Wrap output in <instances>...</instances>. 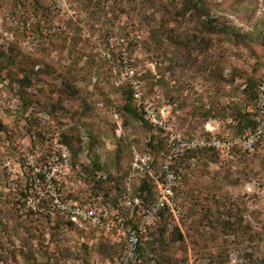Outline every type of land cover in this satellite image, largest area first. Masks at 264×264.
I'll list each match as a JSON object with an SVG mask.
<instances>
[{"label": "rangeland", "instance_id": "obj_1", "mask_svg": "<svg viewBox=\"0 0 264 264\" xmlns=\"http://www.w3.org/2000/svg\"><path fill=\"white\" fill-rule=\"evenodd\" d=\"M16 2L0 0V48L25 61L0 70V264H115L129 219L81 232L47 214L51 191L117 207L133 175L150 200L172 131L253 130L264 0H36L31 19ZM62 159L71 172L49 181ZM176 169L183 214L144 234L142 264H264V140Z\"/></svg>", "mask_w": 264, "mask_h": 264}, {"label": "built area", "instance_id": "obj_2", "mask_svg": "<svg viewBox=\"0 0 264 264\" xmlns=\"http://www.w3.org/2000/svg\"><path fill=\"white\" fill-rule=\"evenodd\" d=\"M256 95L253 116L256 126L247 134L229 138L220 135L211 126H207V130L210 132L208 136L187 137L183 133L172 131L169 134L168 151L161 161L159 176L155 177L150 172L157 184L154 187L152 199L146 200L141 191L133 193L134 191L131 189L133 175H129L126 178L127 192L123 199L119 200L117 207H114L111 201L104 204L92 201L83 204L80 201L66 200L57 190H52L48 197L47 214L53 220L60 215L75 229L89 233L101 230L111 233L117 226L113 216L116 214H119L120 218L126 216L129 223L125 228V246L115 264H142L144 261V234L157 228L163 216L169 215L178 222L183 214L177 197V187L181 179V175L176 169L179 160L184 159L186 154L192 151L213 150L222 156L232 154L235 149L253 151L264 140V76L257 86ZM145 111L148 120L156 125L166 127L162 117H158L155 110L147 107ZM161 116H163L162 113ZM140 160V158H136L135 166L143 168ZM190 160L193 164L196 162L195 157H191ZM56 165L58 173L56 175L48 174L49 181L58 176L66 177L71 172L69 160L62 159ZM98 178L107 181L108 175L99 173ZM116 193V189L111 190L109 199L114 198Z\"/></svg>", "mask_w": 264, "mask_h": 264}, {"label": "trees", "instance_id": "obj_3", "mask_svg": "<svg viewBox=\"0 0 264 264\" xmlns=\"http://www.w3.org/2000/svg\"><path fill=\"white\" fill-rule=\"evenodd\" d=\"M37 4H38V2H36V0H23V1L17 0L16 4L13 5L14 9L11 11L12 12L11 14L20 13L23 16H25L27 19H31L34 16L38 15L37 12H38L39 8L38 9L36 8ZM38 7H39V4H38ZM26 18H25V20H26ZM35 25H36L35 28H38V30H41L42 32L46 30V27L44 25H41V21H40V23L39 22L35 23ZM33 26H34V23H32V25H31L32 29L34 28ZM25 27H26L25 30H28L27 26H25ZM17 54H19V53L17 52V50H16L15 46L13 45V43L9 44L8 47L4 46V47L0 48V70L4 74H6L8 77H13L15 75L14 72H16V69L18 68L20 70L21 67L23 66V62H25V61H22V60H21L22 62L19 61V58H17V56H18ZM25 59H27V58L25 57ZM16 64H18V65H16ZM14 67H16L15 70L12 69ZM24 82H26V81L24 80L23 83ZM255 126H256V123H255L254 118H253V128L252 129H254ZM238 136H242V135H238ZM238 136H228V137L229 138H234V137H238ZM205 152H214V153L219 154L218 152L213 151V150H209V151L201 150V151L189 152V153L186 154V156H191V155H194V154H197V153H205ZM108 180H109V177H108ZM80 202H82V201H80ZM82 203L85 204L87 202H82ZM102 203H104V202H102ZM165 217H166V215L163 216L162 218H165ZM67 223L69 225H71L69 222H67ZM71 226L74 227L73 225H71ZM143 250H144V248H143Z\"/></svg>", "mask_w": 264, "mask_h": 264}]
</instances>
